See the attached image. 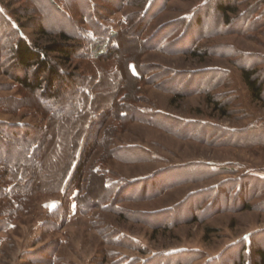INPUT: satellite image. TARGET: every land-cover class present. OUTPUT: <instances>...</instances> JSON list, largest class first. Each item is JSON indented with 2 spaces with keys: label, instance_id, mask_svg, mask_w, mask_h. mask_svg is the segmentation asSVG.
<instances>
[{
  "label": "rangeland",
  "instance_id": "1",
  "mask_svg": "<svg viewBox=\"0 0 264 264\" xmlns=\"http://www.w3.org/2000/svg\"><path fill=\"white\" fill-rule=\"evenodd\" d=\"M228 1L51 0L55 11L43 0H0L18 36L41 44L58 42V31L74 38L68 43L80 47L78 57L50 56L64 77L77 76L55 83L63 101L77 86L94 99L79 117L53 121L13 78L24 71L0 40L1 130L46 127L53 137L34 182L17 181L0 162V264H157L173 252L201 255L189 264L221 253L214 264H234L230 246L249 238L255 246L247 258L255 260L253 249L264 247V194H241L246 209L237 208L243 200L233 189L204 192L223 182L225 190L244 173L264 175V146L248 142L249 129L264 124V103L252 99L238 67L252 59L264 72V0H237L226 24L217 6ZM37 21L53 34H37ZM0 26L7 31L1 19ZM103 42L102 57L89 55ZM207 96L222 101L228 116ZM129 105L139 112L133 118ZM91 115L100 117L96 134L85 136L92 144L79 187L60 190L70 148ZM231 202L235 209L224 207Z\"/></svg>",
  "mask_w": 264,
  "mask_h": 264
},
{
  "label": "trees",
  "instance_id": "2",
  "mask_svg": "<svg viewBox=\"0 0 264 264\" xmlns=\"http://www.w3.org/2000/svg\"><path fill=\"white\" fill-rule=\"evenodd\" d=\"M43 1H45L46 7L50 9H55V11H57L54 3L51 2V0ZM237 4V0H230L226 3H219L217 9L218 12L221 14L222 22L224 21V23L226 24L230 23L229 13L236 11ZM25 12L26 10L25 8H23V11L21 13ZM0 19L4 21L7 27V31H5L2 26H0V40H2V45L8 48L9 55L13 57L14 63L16 64L17 68L21 71H24V75H18L15 73L13 75V78L20 84V86H22L29 92H33L36 94V97L39 101V107H41L43 111L48 113V115H50V119H53V121L55 120L56 122H58L61 119L63 120V118L74 119L83 114L81 112L83 109H85V101L94 100L91 95L87 94V90H89V87H75L70 92L73 96L70 98H65L63 101L62 96L60 95V93H63L60 91L61 87H57V84L55 82H57L58 80L62 83H70L71 80H75L74 78H76L77 75L73 72L66 74L67 77H64L65 73L60 68L61 64L55 61L50 56V53L58 52L64 59L63 63H70V61L74 60L75 57H78V50L80 48L79 46H76L73 43H68L69 41L74 40V38L65 31H58L54 33V36L56 37L58 42H44L42 44L32 43L26 37L21 35L18 36L19 32L11 25V22H9L8 19H6L1 13ZM33 25L37 27L36 33L42 35V37L46 35L51 36L53 34H50V31L46 30V28L43 27L39 21L33 23ZM7 34L16 35L15 40L9 41V39L7 38ZM105 48L106 45L103 42L98 46H94L92 53H89V55L94 56L96 58L98 57L99 59L103 55L102 53L104 51L102 50H104ZM193 54L197 55L195 51L193 52ZM257 61L260 62L261 60L258 59ZM249 62L250 64L252 62V65L238 66L241 71L242 80L250 91L252 99L264 103V72H262V70L259 68V65L256 61L254 62V60L251 59V61L249 60ZM28 73H31L32 77L28 76ZM82 78L87 79L88 77L84 75V77ZM131 78L135 79V77L133 76H131ZM207 103L211 104L214 110L220 109V116H228V111H226L225 108H220V105L223 103L222 101L219 102L214 97L207 96ZM126 110L129 111L130 117L136 116L135 114L139 113L137 112L138 110L131 105L126 106ZM123 111L124 110H121V118L123 117ZM127 111H125V115H128ZM45 112L44 114L47 115ZM103 115L107 114L103 113ZM90 117L92 119L93 115L89 116L88 120L90 119ZM99 117L100 116H98V118ZM98 118H94L92 119V121L87 122L86 132L81 135L76 146H71V156L68 157L69 163L64 174L62 175L60 184H58L60 190H66L67 192H70L71 189H73V186H75L74 189L79 187L77 185L78 182L81 181L82 170L85 167L84 165L86 162V158L89 155L87 150L92 144V141L88 140V138H85V136L86 134L92 135L94 132L96 134L97 128L94 131L95 127L93 126L97 122ZM105 120L106 118L101 120V125ZM2 129L3 130H1L0 128V162H8L11 167V175L13 177L15 176L17 178V181L23 182L25 181V179L28 178L29 181L34 182L37 179L36 174L38 170H41V166L46 162V148L49 141L53 138L51 135V130L49 131L46 127L34 128L33 130H31L29 127L26 126H24L23 130H18L19 127L16 125H6L3 126ZM255 129H259V133H256ZM249 130L253 131L252 133L255 135L253 139L248 142L251 144L261 142V145L264 146V124H262L260 128L255 127ZM3 133L7 134L5 135V138H2L1 136V134ZM93 138L95 139V136ZM58 146L56 143L55 148L57 150H60L62 146H60L59 148ZM58 152L61 153L60 162L65 166V164L67 163V153H63L61 150ZM218 170L221 173L228 171L226 168H220ZM230 183L231 186L228 185V187L225 188L226 191L221 189V186L225 184V182H223L218 186L211 187L204 192L214 193L215 195H218L220 193L226 194L225 192L228 191L232 192L231 189H233V193L235 192L233 195H236V199H239L241 201L243 200V198L240 196L241 194L250 193L251 197L260 196L264 194V175L244 173L237 180H231ZM233 195L231 199L227 200L234 201ZM213 198L214 197H210L209 200L211 205H213ZM244 202L245 201L243 200L240 204L241 206H238L237 208L245 207L247 209L250 207L249 204L244 205ZM233 204L234 202H231L226 204L224 207L228 208L229 210L235 209ZM260 206L261 208H264V201L263 204ZM215 208L218 209L219 207L216 206ZM215 208L213 211H211V213L216 210ZM254 246L255 243H252L250 238L248 242H246L245 240H240L239 242L232 244L230 247L237 251V261L234 264H246L247 260V264H264V247H259L256 250L253 249L255 260L251 259L250 257L247 258V254H250L251 252V247L254 248ZM189 253L173 252L165 254V256L163 255V257L164 259H166V262L164 263L162 262V260H160L157 264H189L190 260H194L197 257L201 256L200 254L197 255ZM183 254L187 255L182 256ZM188 254L189 259L186 260L185 258H187ZM224 256L225 254L221 253L218 257L207 261L206 264H214L218 261H221L223 260Z\"/></svg>",
  "mask_w": 264,
  "mask_h": 264
},
{
  "label": "crops",
  "instance_id": "3",
  "mask_svg": "<svg viewBox=\"0 0 264 264\" xmlns=\"http://www.w3.org/2000/svg\"><path fill=\"white\" fill-rule=\"evenodd\" d=\"M193 180V179H192ZM248 236V235H247ZM247 236H243L244 238L245 237H247ZM230 243H235V242H230ZM228 245H229V243H228ZM216 255V254H215ZM209 258H210V256L206 259V260H204L203 262H199L200 264H205V262L207 261V260H209Z\"/></svg>",
  "mask_w": 264,
  "mask_h": 264
}]
</instances>
